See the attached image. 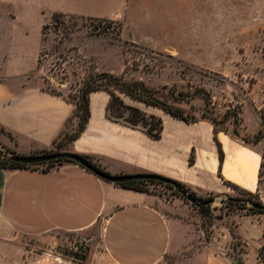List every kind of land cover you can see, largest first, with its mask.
Segmentation results:
<instances>
[{"label": "crops", "instance_id": "obj_1", "mask_svg": "<svg viewBox=\"0 0 264 264\" xmlns=\"http://www.w3.org/2000/svg\"><path fill=\"white\" fill-rule=\"evenodd\" d=\"M23 2L32 7L29 0ZM207 5L208 0H45L36 3L35 10L47 16L119 20L123 28L138 30V35L130 33L132 38L151 40L158 30L185 27L183 23ZM14 12L15 7L0 4V149L28 156L53 146L71 109L26 85L37 70L32 63L37 43L27 40L26 33L17 36L11 30ZM98 94L104 93H91L90 118L69 152L94 157L111 175L153 173L196 194L216 197L230 194L235 186L264 202L260 150L216 133L222 151L219 163L210 126L201 131L191 126L187 146V139L167 120H162L159 140L140 138L137 131L107 120L103 104L98 112L97 97L92 96ZM191 149L194 159L189 166ZM176 201L107 182L73 162L64 161L49 171L0 168V264H168L171 258L172 264H196L181 254L193 248L195 240L204 239L200 217ZM235 219L237 236L244 242L260 230L253 258L247 251L241 253L243 264H263L257 255L264 242V218ZM246 221L248 232L242 231ZM62 235L85 244L82 262L53 251L63 244ZM219 236L214 225L211 239L196 252L202 264H231Z\"/></svg>", "mask_w": 264, "mask_h": 264}, {"label": "rangeland", "instance_id": "obj_2", "mask_svg": "<svg viewBox=\"0 0 264 264\" xmlns=\"http://www.w3.org/2000/svg\"><path fill=\"white\" fill-rule=\"evenodd\" d=\"M44 1L29 0L32 7L28 9L24 7L23 0H0L2 5L15 7L14 20H10L11 30L17 36L26 33L27 40H32L33 45L37 43L36 54L32 57L34 67H37L38 55H43L36 72L27 77L26 85L43 89L48 95L54 93L51 96L71 109L55 144L48 150L31 155L69 152L72 142L67 138L75 130L78 119L73 113L71 100L66 101L67 96L75 94L87 76L108 72L123 75L126 80L140 81L148 89L163 91L165 96L160 97L162 100L181 107L189 123L169 117L156 107L125 99L145 116L170 122L180 137L187 139V146L191 142L189 128L194 126L201 131L208 125L211 130L228 136L241 146L260 150L263 158L264 128H261L259 110L264 105V0H208L202 12L193 14V20L183 23L185 27L158 30L151 40L132 38L130 33L138 35V30L123 28L119 20L64 15L59 22H52V14L47 16L35 10V4ZM5 27L4 22L2 28ZM169 92L183 96L181 100L174 101L166 94ZM92 96L97 97L98 112L101 104L103 110L107 95ZM137 129L132 130L137 131L140 138H148L141 132L143 127L138 126ZM260 130L262 139L254 143V137ZM0 152L3 153L1 149ZM90 162L101 168L94 157ZM45 167L46 164H39L29 168ZM263 167L264 163L259 168L260 176L264 174ZM145 184L148 191L166 200L176 198L179 200L177 204L186 205L188 212L200 217L204 239L195 240L194 247L181 254L186 262L192 260L202 264V256L197 253H200V245L211 239L214 225L222 235L219 236L220 244L225 246L231 264H243L241 253L244 251H247V257L253 258L260 230L257 228L256 236L250 237L248 242L240 240L235 230V217L255 215L264 218V213H252L248 202L236 203L228 198H249L264 204L256 195L233 188L230 194L217 197L195 193L210 200L209 206L201 211L188 200H183L173 185ZM250 230L246 221L242 231ZM60 241L63 244L53 248L55 253L71 259L74 255L80 259L86 254L77 251L79 244L72 236L62 235ZM260 257L264 261V247ZM167 262L172 264V258Z\"/></svg>", "mask_w": 264, "mask_h": 264}, {"label": "trees", "instance_id": "obj_3", "mask_svg": "<svg viewBox=\"0 0 264 264\" xmlns=\"http://www.w3.org/2000/svg\"><path fill=\"white\" fill-rule=\"evenodd\" d=\"M63 16L64 15L60 13H53L50 17V21L59 22V19L62 18ZM103 21H107V20H103ZM42 56L43 55H41V53L38 55L36 68L39 67ZM39 90L46 93V91L43 89H39ZM94 92H103L104 94L107 95V100L104 105V117L107 120L135 130H138L137 129L138 126H141L144 128L143 130H141V132L152 140H159L161 138V133L163 129V124L161 119L155 116H148V117L145 116V114L139 108L131 104H128L125 101V99L142 103L145 106L156 107L162 110L163 113L168 115L169 117H172L177 120H181L185 123H189L188 119L185 118V116H183V109L181 107L173 105L171 103H167L166 101L160 98L162 96H165V93L163 91H159L157 89H148L147 87H145V85L142 82L135 80H126L124 79L123 75H114L108 72L93 73L92 75H89L86 78H84L81 84L78 85V87L76 88L75 94H73L72 96L70 95L67 96L66 101L69 102L68 100H71L70 103L73 104L74 106L73 113L78 119L75 130L71 134H69L67 138L68 142L75 141L84 131L86 124L88 123V120L90 118V95L91 93ZM166 94L171 100L174 101L181 100V97L183 96L181 93L173 95L172 93L169 92ZM50 95H54V93H51ZM55 95H59V94H55ZM259 118H260L261 128L262 127L264 128V105L259 110ZM212 133H213V141L217 147L218 161L219 163H221L222 151L220 149L219 143L215 138L216 131L213 129ZM261 134H262L261 130L257 132L256 136L254 137V143H257L262 139ZM38 155H43V154H38ZM79 156L86 159L97 170L108 174L106 171L101 169L99 165H95L94 163L90 162V159L92 157L85 155H79ZM12 157L11 156L7 157L6 153L0 152V168L31 169L29 168L30 166L39 165V164H24L21 162H17L12 160ZM193 159H194L193 150H191L189 157L187 159V164L189 166L192 165ZM64 161L76 163L72 160H65V159L51 160L48 162L41 163V164H46V167L41 170L49 171L56 164H60ZM76 164L85 168L79 163ZM260 166H262V163H260ZM161 177L162 180L136 179V180H130V181L114 183V184L140 192H149L146 189L145 183L147 182L148 183L158 182L164 185H173L178 189V191L180 192V196L183 200H188L189 202L192 201L190 203H192L199 210L202 211L203 209H206L209 206L210 200L195 195V193L184 184L176 180H172L170 178L160 176V178ZM232 188L237 189L235 186H232ZM246 193L248 195L251 194L249 192ZM228 199L236 203L248 202L250 205L249 210L252 213H264V209L260 210L253 208L251 205L258 203L251 201L249 198L245 200L235 199V198H228ZM263 247H264V242L261 244V246L258 249L257 257L264 264V261L261 260L260 257ZM73 259L82 262L84 260V257L78 259L74 255Z\"/></svg>", "mask_w": 264, "mask_h": 264}, {"label": "water", "instance_id": "obj_4", "mask_svg": "<svg viewBox=\"0 0 264 264\" xmlns=\"http://www.w3.org/2000/svg\"><path fill=\"white\" fill-rule=\"evenodd\" d=\"M57 159H65V160H72L76 163L81 164L87 170H90L93 174L98 176L99 178L111 182V183H121L130 180L136 179H152V180H162L160 175H154L153 173H137V174H123V175H111L106 174L102 171L97 170L94 168L86 159L82 158L81 156L71 153V152H56V153H49L43 155H28V156H15L12 157V160L21 162L24 164H41L43 162H48L51 160ZM192 202V201H190ZM255 209H264V204H252L251 205Z\"/></svg>", "mask_w": 264, "mask_h": 264}, {"label": "built area", "instance_id": "obj_5", "mask_svg": "<svg viewBox=\"0 0 264 264\" xmlns=\"http://www.w3.org/2000/svg\"><path fill=\"white\" fill-rule=\"evenodd\" d=\"M77 251H79V252H86V246H85V244L80 243L79 246H78V248H77Z\"/></svg>", "mask_w": 264, "mask_h": 264}]
</instances>
